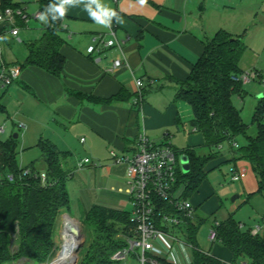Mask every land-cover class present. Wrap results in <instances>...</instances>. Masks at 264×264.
<instances>
[{"label": "crops", "instance_id": "obj_1", "mask_svg": "<svg viewBox=\"0 0 264 264\" xmlns=\"http://www.w3.org/2000/svg\"><path fill=\"white\" fill-rule=\"evenodd\" d=\"M33 1L36 6L31 14L39 13V0ZM58 1L63 29L60 54L65 59L62 74L55 77L36 67L21 69L13 84L0 90L1 102L6 109L3 115L7 119L15 117L31 123L32 117L37 114L35 111L46 112V139L39 134L33 146L37 145L38 148L40 140H48L59 151L68 153L61 158V164L69 175L68 180L74 174L80 176L75 180L82 201L89 205L87 211L97 205L125 212L126 207L130 206L125 184L126 165L115 164L110 153L131 156L137 135L144 133L149 139L159 140L160 144L169 143L173 150L188 148L198 156L207 155L208 149L200 133L184 137L186 146L182 149H176L169 141L170 129L181 124L184 111L181 105L183 101L176 100L175 94L200 58L203 42L211 39L218 30H224L228 13L235 8L245 7L250 9L246 22L251 21L252 17L256 19L259 13L264 17V0ZM12 2L20 4L27 13L23 4L25 0ZM39 19H42L41 16ZM17 25L19 33L13 37L9 27L0 24V42L4 40L7 44L12 39L13 45L19 39L29 44L42 35L44 27L36 24L34 28H29L28 24L24 26L20 22ZM23 30H28V33H23ZM109 39H114L116 45L106 47L101 43ZM90 46L96 48L93 54L87 53ZM26 56L27 49L20 59L11 55V59L6 61L0 54V60L5 65L20 67ZM121 56L127 65L113 68V61ZM136 80H141L143 84L141 96L135 85ZM18 83L23 86L20 87ZM256 93L253 114L259 100L264 97V91L257 90ZM111 99L113 101L108 102ZM28 100L31 102L24 107ZM37 119L42 122L44 118ZM37 125L42 126L40 123ZM190 132L198 133L193 128ZM26 134L27 131L21 135L23 147L27 146ZM16 135L18 139L20 136ZM202 146L207 153L199 155L197 148ZM231 147L223 154L218 150V154L205 164L204 178L197 190L187 198L194 206V212L197 208L206 215L218 211L216 188L209 184L207 175L226 164L229 166L230 181L233 173L240 175L239 181H231L239 183L234 191L241 192L247 200L257 196L248 198L257 191V179L250 164L237 159L236 150ZM84 159L90 162L83 164ZM37 170L43 173L45 167ZM179 189L182 195L183 186L180 185ZM234 201L227 209L229 215H234V211L242 207L241 202ZM194 215V223L203 219L194 220ZM63 218L65 221L72 219L67 213ZM241 225L244 229L247 227ZM246 229H257L256 234L264 239V224ZM206 241L210 247L202 250L196 235L201 251L223 263L230 262L231 253L225 247L217 242L211 243L208 234ZM175 250L177 253H172L168 259L192 263L191 250L179 245L175 246Z\"/></svg>", "mask_w": 264, "mask_h": 264}, {"label": "trees", "instance_id": "obj_2", "mask_svg": "<svg viewBox=\"0 0 264 264\" xmlns=\"http://www.w3.org/2000/svg\"><path fill=\"white\" fill-rule=\"evenodd\" d=\"M38 4V12L44 22L43 32L37 40L27 44V56L20 69L36 67L60 77L65 59L60 54L63 44L60 34L63 29L59 1L39 0ZM6 8L22 9L20 4L12 0H0V11ZM245 50L246 46L240 37L218 30L211 39L203 42L200 58L175 94L176 100L190 107L191 127L202 135L204 146L208 149L205 156H198L188 148L174 150L177 158L182 155L188 158V173L184 174L178 169L176 181V187L183 186L182 197L185 199L197 190L204 178L205 164L218 154L223 144L232 146L240 136L245 138L246 143L236 149L237 159L250 164L258 183L257 191L248 198L264 196V97L259 100L252 117V124L256 128L254 136L247 135L249 126L244 123L241 111L233 104V97L243 96L242 83L232 78L242 73L238 62ZM1 99L2 94L0 114H5ZM38 148L45 165V184L41 183L38 177L40 172L33 163L25 168L17 166L16 139L10 137L0 140V172L13 175L12 182L0 181V264L20 259L44 262L52 258L56 220L61 212L67 213L70 209L66 188L69 175L61 164V158L68 153L59 151L48 140H40ZM26 168L30 173L23 176L22 171ZM158 206L175 214L167 203L160 202ZM129 217L127 211L92 206L80 219L91 237L81 249L78 264H118L111 257L126 246L119 235L128 227ZM204 222V219L194 223L192 218H182L178 227H163L176 236L180 233L182 239L192 246L191 264H264V239L257 234L252 235L250 229H244L232 214L217 226H212L217 234V243L231 253L230 262L223 263L201 251L196 235ZM12 245L15 250H12Z\"/></svg>", "mask_w": 264, "mask_h": 264}, {"label": "rangeland", "instance_id": "obj_3", "mask_svg": "<svg viewBox=\"0 0 264 264\" xmlns=\"http://www.w3.org/2000/svg\"><path fill=\"white\" fill-rule=\"evenodd\" d=\"M23 4H25L27 8V13H29V15H32L31 12L35 9L36 3H34L33 0H25V3ZM248 9L245 7L233 9L232 12L228 13V17L223 26L224 30L233 37L240 36L241 41L246 46V50L240 61L238 62V67L240 69H243L244 73L250 74L254 72L257 75L255 79L249 80L248 82L242 84L243 96L241 98L233 97L234 106L241 111L244 123L249 126L247 135L254 136L256 133V128L255 125L252 124V112L254 109V103L255 101H257L255 96L258 93H256V91H264V86H262L264 85V17H261V13H259V16L256 19L255 17H252L251 21L246 22L247 17L250 14V9ZM43 23L44 22L42 19H39L38 21L31 20L28 23V27L34 28L36 24L43 25ZM22 32L28 33V30H23ZM26 42V40H24V42H18L16 39L13 45L8 46L4 40H1L0 54H2L3 58L6 61H9L11 59V55L16 59H20L22 54H24V52L26 51ZM17 85H19L20 87L23 86L21 83H18ZM30 102L31 100H28L25 103L24 107ZM181 103V105H183L182 107H184L181 124L178 126H174L173 129H170L169 141L172 142L173 146L176 149H182L186 146L184 143V137L199 134L190 132L192 128L189 124V121L192 119V112L187 104H185L184 102ZM33 113L34 112L32 111V114ZM35 113V117H32L31 123H27L26 120L18 119L15 117L7 119L5 115L0 114V130H3L0 131V140H7L10 137H13L14 134H19L20 137L16 139L17 166L19 168H25L33 162L37 169L43 170L45 165L41 159L40 151L37 148V145L33 146V144H35L36 138L39 134L42 135V138L46 139V112L44 113L35 111ZM39 114L44 116H39ZM38 117L44 118L43 120H41L42 122H38ZM38 123L42 124V126L40 127L39 125H37ZM19 124H23L24 127L21 128ZM18 126L20 128H18ZM26 131L27 146L23 147L21 145V135ZM149 140L152 143L160 144L159 140ZM236 142L237 143H235V146L231 147L235 150L237 149V147L244 145L245 138L241 136L237 137ZM229 147L230 145L228 143L223 144L221 148H219L220 154L227 152L229 150ZM197 153L199 155L206 154L207 149L203 146L198 147ZM228 167L229 166L227 164L223 165L219 169H216L212 173L207 175V181L209 182V184L211 183V185L216 188L215 196L218 198V211L214 212L211 215H206L199 208H197V210H195L194 212V220H196V218L205 219L204 224L201 225L197 234V242L202 250L209 249L210 244L207 243L206 236L215 221L221 222L227 218V216L229 215L227 214V209L229 206L234 204L232 203L233 198H237L238 196H240L239 199H234V202H241L242 206L240 209L234 211L233 217L236 221L240 222L244 226H252L254 228L256 227V225L261 226L262 224H264V196L257 195L247 200L241 192H235L234 190L237 189L239 183H231L228 175ZM79 178V175L74 174L73 177L66 182V188L68 190L70 198V209L67 211V214L70 218H72V221L77 223L81 236V246L77 251V260L75 264H78V261L81 258V249L87 245V242L91 237L90 232L81 224L80 221H78L82 218L83 214L89 207L88 203L86 204V202L82 201L81 199L80 188L77 187L78 185L75 180ZM246 201H248V203ZM125 210L127 212H130L131 207L128 206ZM64 215H66V213L61 212L56 220V228L53 236L52 248L54 251V256L44 262H35L32 260H28V262H30L31 264H51L56 259L58 253L60 252V247L62 244V231L64 229L63 223L66 225L65 218L67 217L63 218ZM179 234L180 233H178L177 237L182 240V235ZM11 248L12 250H15L14 245H12ZM118 264H138V262L133 257V255H130L124 262Z\"/></svg>", "mask_w": 264, "mask_h": 264}, {"label": "built area", "instance_id": "obj_4", "mask_svg": "<svg viewBox=\"0 0 264 264\" xmlns=\"http://www.w3.org/2000/svg\"><path fill=\"white\" fill-rule=\"evenodd\" d=\"M39 18V13L29 15L22 9L6 8L0 11V24L9 27V33L13 37H17L19 33L18 21L27 26L29 21ZM17 41L20 42L19 39ZM101 43L106 47L116 45L114 39ZM95 51L94 46L87 49L88 54H93ZM126 65L127 62L123 56L113 61V68ZM20 70L19 66H8L0 60V90L10 87L18 79ZM256 76L254 72L250 74L243 72L239 76L233 77L232 80L243 84L255 79ZM135 85L138 88L139 96H141L142 81L136 80ZM19 126L21 127V125ZM110 157L115 164L126 165V193L131 206L129 225L125 232L119 235L126 242V246L115 252L111 260L121 263L133 255L138 264H185L180 259H168V256L177 253L176 245L189 250L192 249V246L185 240L179 239L175 234L163 229L164 226L178 227L182 223V218L191 219L194 214L193 205L188 199L182 197L181 190L176 187L177 170L181 169L180 157H176L169 143H152L144 133L137 135L134 152L131 156H119L111 152ZM89 162V159L82 161L83 164ZM29 173L28 168L22 171L23 176L29 175ZM38 177L42 184L46 183L44 172L39 173ZM239 180L240 175L233 173L231 181ZM0 181L12 182L13 175L0 172ZM160 202L167 203L175 211V214L168 212L164 207H159ZM214 225L217 226L218 223H214ZM256 233L257 229L251 231L252 235ZM208 240L211 243L217 242L214 227L209 230ZM8 264L31 263L20 260Z\"/></svg>", "mask_w": 264, "mask_h": 264}, {"label": "bare ground", "instance_id": "obj_5", "mask_svg": "<svg viewBox=\"0 0 264 264\" xmlns=\"http://www.w3.org/2000/svg\"><path fill=\"white\" fill-rule=\"evenodd\" d=\"M63 227L61 249L51 264H75L77 260L76 248L81 243L79 227L71 219H67L66 225L63 223ZM70 228H76L77 234L72 233Z\"/></svg>", "mask_w": 264, "mask_h": 264}, {"label": "water", "instance_id": "obj_6", "mask_svg": "<svg viewBox=\"0 0 264 264\" xmlns=\"http://www.w3.org/2000/svg\"><path fill=\"white\" fill-rule=\"evenodd\" d=\"M12 43H13V40H12V39H9V40L7 41V44H8V45H12ZM13 139H17V135H16V134L13 135ZM179 161H180V164H181V171H182L184 174H187V173H188V170H189V169H188V158H187L185 155H182V156H180ZM234 199H235V198H233L232 201H233ZM70 231H71L72 233L77 234V230H76V228H70ZM80 246H81V243L78 244V246H77V248H76V251L79 250ZM75 263H76V262H75Z\"/></svg>", "mask_w": 264, "mask_h": 264}]
</instances>
